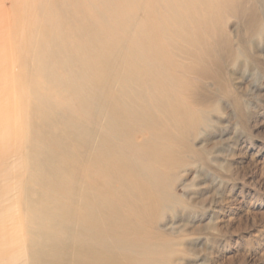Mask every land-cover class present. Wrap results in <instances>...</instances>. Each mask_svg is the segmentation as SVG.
I'll return each instance as SVG.
<instances>
[{"label":"rangeland","instance_id":"obj_1","mask_svg":"<svg viewBox=\"0 0 264 264\" xmlns=\"http://www.w3.org/2000/svg\"><path fill=\"white\" fill-rule=\"evenodd\" d=\"M50 1L58 13L70 4L69 19L94 18L110 31L123 48L109 60L128 62L121 73L134 75L131 89L143 97L134 101L147 107L130 140L113 139L126 164L123 172L110 165L108 179L81 178V166L39 142L99 193L107 189L112 206L98 229L107 242H121L117 264H264V0H116L113 21L101 19L106 0ZM39 14L35 0H0V74L12 78L6 86L2 75L0 97L9 94L7 116L17 111L27 137L34 77L18 61L27 53L13 32L41 23ZM140 54L150 69L133 63ZM117 89L97 95L114 106Z\"/></svg>","mask_w":264,"mask_h":264},{"label":"bare ground","instance_id":"obj_2","mask_svg":"<svg viewBox=\"0 0 264 264\" xmlns=\"http://www.w3.org/2000/svg\"><path fill=\"white\" fill-rule=\"evenodd\" d=\"M35 1L40 5L41 23H30L19 34L13 30L27 53L19 55L18 61L25 60L34 77L28 87L33 113L26 121L33 136L22 133L17 111L14 119L7 116L9 94L0 97V264H117L120 258L114 252L121 242H107L98 229L112 206L105 196L107 189L99 193L65 159L82 167L81 178L93 174L108 179L113 164L115 171L123 172L126 155L112 146L113 139L130 140V134L146 123L147 107L135 102L143 97L131 89L134 75L121 73L128 62L109 60L111 52L123 48L113 45L109 30L99 29L94 18L89 22L69 19L67 2L58 13L55 2ZM105 3L109 14H101V19L113 21L117 1ZM145 59L133 63L150 69ZM2 75L6 86L12 87L7 73L0 74V82ZM20 76L24 74L17 75V81ZM111 88H118L111 94L116 97L114 106L97 95ZM93 117L101 120L95 129L84 121ZM40 141L61 150L65 159L39 146Z\"/></svg>","mask_w":264,"mask_h":264}]
</instances>
